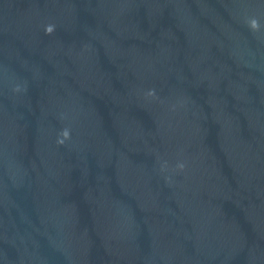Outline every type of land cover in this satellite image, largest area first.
<instances>
[{
	"label": "water",
	"instance_id": "water-1",
	"mask_svg": "<svg viewBox=\"0 0 264 264\" xmlns=\"http://www.w3.org/2000/svg\"><path fill=\"white\" fill-rule=\"evenodd\" d=\"M0 264H264V0H0Z\"/></svg>",
	"mask_w": 264,
	"mask_h": 264
}]
</instances>
